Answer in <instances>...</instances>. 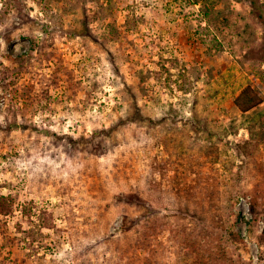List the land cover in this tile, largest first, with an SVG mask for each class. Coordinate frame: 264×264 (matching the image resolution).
Instances as JSON below:
<instances>
[{"label": "rangeland", "instance_id": "obj_1", "mask_svg": "<svg viewBox=\"0 0 264 264\" xmlns=\"http://www.w3.org/2000/svg\"><path fill=\"white\" fill-rule=\"evenodd\" d=\"M256 2L0 0V264H264Z\"/></svg>", "mask_w": 264, "mask_h": 264}, {"label": "trees", "instance_id": "obj_2", "mask_svg": "<svg viewBox=\"0 0 264 264\" xmlns=\"http://www.w3.org/2000/svg\"><path fill=\"white\" fill-rule=\"evenodd\" d=\"M251 6L255 9H260V7L258 6L256 0H249ZM260 11V10H259ZM259 18L262 21V23L264 24V14L260 13L259 14ZM86 35H91V32L89 30V28H87V30H85L84 32ZM256 101L257 98L254 97L251 93L249 92H245L241 95L240 97V106L242 107L243 111H248L250 109H252L255 105H256Z\"/></svg>", "mask_w": 264, "mask_h": 264}]
</instances>
